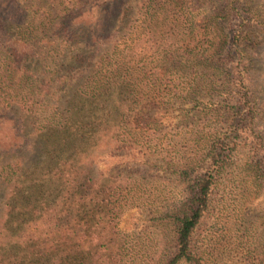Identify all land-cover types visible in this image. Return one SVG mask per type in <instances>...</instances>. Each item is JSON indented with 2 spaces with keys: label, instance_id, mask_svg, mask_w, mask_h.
<instances>
[{
  "label": "trees",
  "instance_id": "obj_1",
  "mask_svg": "<svg viewBox=\"0 0 264 264\" xmlns=\"http://www.w3.org/2000/svg\"><path fill=\"white\" fill-rule=\"evenodd\" d=\"M13 1L16 0L10 3L14 11L10 13L9 3L0 0V32L4 33L2 21L9 19L11 29L16 30L11 43L22 44L24 53H18L17 49L11 52L0 41V106L16 102L24 111L33 113L32 105L39 97L49 96L59 102L61 95H57L70 90L74 91V97L58 111L49 105L57 113L52 114L46 125L35 127L34 134L42 145L36 165L20 171L18 167L11 178V173L1 175L4 168L0 167V178L6 184L0 206V264H207L204 255L192 245L193 234L221 180L230 157L227 154L230 144L237 147L235 139L247 134V130L253 137L255 145L251 147L255 152L245 157L244 166L249 178L264 187V134L254 136L248 128H253L255 119L251 94L249 97L243 93L240 97L248 104L246 113L242 114L243 106L230 107L233 101L239 102L236 97L239 92L227 57L235 56L240 47L244 48L241 52L245 51L247 42L240 41L235 31L228 36L218 28V19L229 13L244 20L239 12L251 10L250 1L224 0V15H210L211 26L220 30L216 35L218 42L212 55L197 61L214 78L210 83L213 90L207 93V101L212 104L198 108V113L221 123L224 126L220 129L226 131L204 132L194 140L198 144L189 147L187 156L168 163L183 188L176 207L166 205L164 210L157 211L162 219L159 226L163 228L160 231L163 244L167 245L166 237H171L172 251L162 249L157 257H149L145 262L142 255L129 253L125 246L127 235L118 229L120 215L134 197L122 194L118 182L111 175L99 173L96 166L101 142L102 151L107 152L115 151L118 143H127L125 133L118 140L115 117L120 116L126 123L135 111L126 105L123 110L117 109L115 92L122 86L132 90L133 85L127 76L120 81V64L112 58L116 47L110 46L105 52L101 47L130 18L133 25L135 14L146 16L150 9L160 12L176 0ZM85 11L93 12V19L76 21ZM34 15L40 18L37 29L47 21L57 31H65V45L53 41L42 44L44 36L31 37L29 29ZM47 54L51 56L45 58ZM178 59L168 58L169 68L180 70L184 62ZM22 85L25 93H14ZM186 94L192 99L194 88L190 87ZM17 97L19 101H14ZM147 108L141 106L134 118L144 119L150 110L140 112ZM125 130L133 135L126 126ZM25 144L22 139L20 147Z\"/></svg>",
  "mask_w": 264,
  "mask_h": 264
},
{
  "label": "rangeland",
  "instance_id": "obj_2",
  "mask_svg": "<svg viewBox=\"0 0 264 264\" xmlns=\"http://www.w3.org/2000/svg\"><path fill=\"white\" fill-rule=\"evenodd\" d=\"M10 1L6 0L9 12L13 13ZM249 1L251 10L241 9L239 12L244 20L229 13V16L218 19V28L228 36L235 31L240 41L247 42L245 51L241 52L240 49L244 48L240 47L241 54L238 52L227 57L239 92L236 96L239 102L233 101L230 107L243 106L242 114L246 113L248 104L240 97L243 93H248L249 97L251 94L255 119L253 128H248L256 136L264 134V0ZM44 2L48 3V0ZM213 13L224 15V0H176L165 5L160 12L150 9L146 16L135 14L133 25L130 18L112 32L109 42L103 40L105 42L102 43V52L110 46L116 47L112 58L120 64V81L127 76L133 85L132 90L122 86L115 92L117 109L123 110L126 105L135 111L126 123L120 116L115 117L118 140H122L121 134L125 133L127 143H118L115 151L107 152L102 151L101 142L96 166L99 173L111 175L118 182L117 185L123 189L122 194L134 197L121 213L118 229L127 235L125 246L129 253L142 255L144 262L149 257H157L162 249L172 251L171 237H166L167 245L163 244L160 233L163 228L159 226L162 219L157 211L164 210L166 205L176 207L182 199L183 188L173 174V166L168 163L187 156L189 147L198 144L194 140L204 132L224 126L207 120L204 113H198V108L212 104L207 101V93L213 90L210 83L214 78L211 71L205 70L197 60L212 55L216 48V35L220 30L211 26L210 15ZM37 16L32 17L30 36H44L42 44L53 41L65 45L66 32L57 31L47 21L37 29L40 21ZM93 17V12L85 11L76 21L86 22ZM10 23L9 19L2 21L4 33L0 32V41L7 50L17 49L18 53H24L22 44L11 43L16 30L11 29ZM50 56L47 54L45 58ZM168 58L176 61L182 58L184 64L180 70H173L167 64ZM240 70L241 74L238 73ZM190 87L195 90L192 99L185 97ZM25 91L22 85L21 88L16 87L14 93L21 95ZM73 94V90L58 94L61 95L59 102L49 96L39 97L32 105L33 113L24 111L16 102L11 106H0V167L4 168L1 175L11 173V178L18 167L20 171L37 164L42 145L34 134L35 127L49 123L53 113L67 107ZM19 97L14 101H19ZM49 105L57 111H51ZM141 106L148 108L140 114L147 113L149 109L148 115L144 119L134 118ZM124 125L133 135L127 134ZM220 131L226 130L220 129L218 133ZM22 139L26 141L24 148L20 147ZM235 140L237 147L229 146L231 150L227 154L230 157L219 184L213 190L210 206L194 231L192 245L204 255L207 264H264V187L249 178L244 166L245 157L255 152L252 149L255 144L248 130L247 134ZM257 149L261 153L259 146ZM5 189L6 184L0 178V206ZM166 233L170 234L169 230Z\"/></svg>",
  "mask_w": 264,
  "mask_h": 264
}]
</instances>
